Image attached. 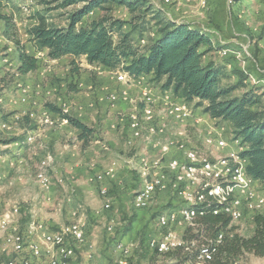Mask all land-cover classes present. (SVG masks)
<instances>
[{
    "label": "rangeland",
    "instance_id": "rangeland-1",
    "mask_svg": "<svg viewBox=\"0 0 264 264\" xmlns=\"http://www.w3.org/2000/svg\"><path fill=\"white\" fill-rule=\"evenodd\" d=\"M63 1L0 0V16L5 17L4 19H0V154L12 149V147H25L24 151L27 153L25 163L20 168L22 171L19 169L20 173L17 176L21 178L22 182L26 180L25 176H27L30 182L26 183V185H31L28 187L27 193L23 195L24 197H20L21 194L18 195L20 191H16L15 193L4 192L5 184L8 186L10 183H14V178L10 179L7 183L3 182V179L0 180V198L6 196L5 200L2 198L4 200L2 205L5 206L2 210L3 213L14 207H18L20 209L19 221L26 220L24 222H27L30 217L25 216L22 206L26 204L25 197H33L36 202L44 198L45 189H42L38 184L36 174L39 170V165L43 161H48L49 158L47 156H52V154L43 151L44 147H48L49 151L51 149L49 146H44L48 144L46 141L45 143L43 142L40 135L35 134L37 131L36 126L38 128L48 127V133H58L54 135L53 139L55 138V144H63L61 148H72L76 145V150H79V147H81L82 152H89L96 145L97 141H107L112 132L120 134L126 125L129 130L132 115L142 116L143 104L144 107L146 105L145 93L152 95V101L154 100L152 103L155 105L159 119L157 125L161 124L164 127V135L155 138L154 144L160 143L164 145L168 138H183L184 140H188L194 147L201 149L203 147V137L209 131H218L230 142L231 147H235V144H231L232 141H230L232 137V140H234L231 126L228 127L220 120H218L220 122H215L214 119H211L204 113L205 105L201 108L197 107V101L192 103L187 102L192 112V118L189 121L186 123L173 122L167 117V112L165 111L166 103L161 100V98H164L163 94H161L162 97L156 98L155 96L158 92H153L154 94H152V92L144 89L150 85L148 82L151 80L140 76L134 77V79L132 78L124 84V82H118L117 80V77L123 71L107 70L99 65H92L89 68L84 57L78 59L65 57L59 60L48 58L47 52L40 50L35 45L28 36L27 31L30 27L36 25L38 14L43 15L49 24L56 27H67L69 15L81 9L83 4L63 8L59 6ZM146 1L149 3H144L140 10L134 13H131L126 6H119L108 1L103 6L109 10L104 12L96 10L90 13L77 28L87 25L92 20L98 19L105 14L126 21L134 20L133 25H139L140 22L150 21L154 15V11H158L160 16L165 20L171 19L178 23L194 22L203 25L204 29L206 28L205 31L216 41L214 47L217 49L211 51V53L208 52L207 58L204 61L214 60L220 64L224 63L226 74L221 82L223 86L232 85L237 81V77H233L234 70L245 71L248 76L250 75L249 80L246 82V90H238L232 96L241 95L243 92L255 87L260 95V106L257 108L264 109V0H224V10L221 8L222 11L218 10L219 13H217L222 18L220 17L216 21L213 19L214 13H212V10L210 11L213 0H208V5L205 8L201 7V0H172L170 4H165L163 0ZM149 8L151 9L150 11ZM84 21L87 22L85 23ZM149 24V32L144 35L146 41L150 37H153L152 35L157 30L156 21ZM128 30L129 28H127ZM141 45H144V43L141 42ZM21 51L37 59V70L25 75L18 72ZM137 79H140L141 85H139ZM132 87L137 92L136 96L130 92ZM22 89H28V93L24 91V94L29 98L27 103H21V98L24 96L20 95ZM110 94L118 96V102L114 106L107 100ZM169 94L175 97L173 93ZM175 98H173V101ZM120 103L128 104V107H119ZM52 107L59 108L72 117L85 122L90 129L95 131L94 138L90 137L86 142L80 141L78 138L79 132L75 134L74 128L60 118V115L55 113ZM43 110L49 112L48 115L43 113L49 119V124L45 119L38 120L37 116H41L40 114H42ZM30 112L35 114L34 118L28 116ZM112 120L114 122L109 123ZM27 122L32 123L33 126L28 125ZM21 123H24V125ZM44 123H47V125H44ZM118 123L121 125H118ZM188 128H191L189 135L186 132ZM143 131L146 134L148 133L147 124H143ZM173 131H176V134ZM179 133L182 134L179 135ZM31 134L35 137V141H33L32 145H29L26 143V140ZM13 139L20 140L19 142L16 141L18 142L16 146L11 145V142H15ZM127 140H125L126 144ZM143 140V143L158 151V153H155L156 155L164 154L160 150L161 148H156L148 143L145 134ZM121 142L123 145V141ZM5 144L9 145L6 146ZM133 145L134 142L132 145H125L127 149L123 147L122 150L125 152V155L129 152L131 153L130 149L134 147ZM42 146L44 147L41 148ZM55 150L57 149L55 148ZM202 150L207 151L205 147ZM211 151L212 149H210ZM228 152L229 150L226 149L216 152V155L222 156ZM115 153L117 154V152ZM138 153L141 152L138 150ZM124 154H120L119 157L116 156L117 158L114 159V161H117V167H120V169H126L130 165L127 161L132 158V156L127 159L126 157L121 158L120 156ZM161 157L163 156L158 155L155 159H147L150 161L158 160L161 161L160 163L166 162L162 161ZM53 163L51 160V167L49 169L51 184V177L53 175L51 176L50 173L52 168L54 169ZM10 165L12 167L15 166L13 163ZM139 169L144 173L145 170L142 167H139ZM143 182L144 177L143 181L141 180L142 184ZM142 184L139 183V186H142ZM134 185L136 187L133 190H137L138 183H134ZM11 187L13 186L11 185ZM257 187L259 193L264 195V186L262 187L258 183ZM172 203L174 205L177 201L171 202L170 205ZM182 206V203L176 205L177 208ZM250 211L247 210L250 216L246 214L242 220L238 221L239 226H232L236 228L235 232L242 237L253 235V217L264 213L255 214ZM31 227H34V225L30 224L27 229ZM177 233L180 236L183 235L181 231L177 230ZM200 233L203 236L215 234L210 232L205 233V231L204 233L200 231ZM187 237H193V235L191 234ZM12 256L13 254H11ZM180 257L182 261L186 262L185 264H195L192 255L183 254ZM161 261H163L162 264L170 263V261L164 262V259H161ZM234 264H264V259L244 255Z\"/></svg>",
    "mask_w": 264,
    "mask_h": 264
},
{
    "label": "trees",
    "instance_id": "trees-1",
    "mask_svg": "<svg viewBox=\"0 0 264 264\" xmlns=\"http://www.w3.org/2000/svg\"><path fill=\"white\" fill-rule=\"evenodd\" d=\"M108 1L126 6L131 13L140 10L144 3H149L145 0H64L60 7L83 4L81 9L69 15L67 27L49 24L43 15L38 14L36 25L30 27L27 34L52 60L67 56L74 59L84 57L89 65L123 71L130 77L151 75L152 82L161 84L162 92H171L185 102L197 101L198 108L205 105L204 113L211 119L231 125L234 140H239L244 147L240 156L248 160V176L264 185V109L257 108L260 106L259 92L254 87L241 95L232 96L238 90H246L250 75L242 70H234L233 76L237 77V81L223 86L221 82L226 74L224 63L204 61V56L215 50L212 36L194 28L191 23L165 20L158 11H154L150 21L140 22L139 25H133L134 20L126 21L105 14L77 28L90 13L109 10L103 6ZM4 18L0 16V19ZM153 21H156L157 30L146 41L144 35L149 32V23ZM205 47L206 50L202 51ZM19 59L20 74L25 75L38 69L35 57L21 51ZM52 109L79 132L80 141L86 142L90 137L94 138L95 131L85 122L59 108ZM215 208L217 204L214 202L204 203L200 207L204 215L197 219L196 227L186 229L184 242H190L191 237L186 235L192 231V241L201 242L224 232L222 244L208 264H234L244 255L263 258L264 213L253 217V235L242 237L235 232V227H230L229 217L213 214ZM200 231L215 234L203 236ZM174 253L192 255L195 262V251L188 252L183 248L168 252Z\"/></svg>",
    "mask_w": 264,
    "mask_h": 264
},
{
    "label": "crops",
    "instance_id": "crops-1",
    "mask_svg": "<svg viewBox=\"0 0 264 264\" xmlns=\"http://www.w3.org/2000/svg\"><path fill=\"white\" fill-rule=\"evenodd\" d=\"M211 5L212 7H210V11L212 10V13H214L213 19L216 21L220 17L222 18V16L217 15V13H219L218 10L222 11L221 8L224 10V0H213ZM84 22L86 23L87 21ZM190 23L196 29L202 31L206 30V28L204 29L203 25L194 22ZM212 42L214 46L216 41L213 39V37ZM214 48L217 50L216 47ZM232 49L234 48L232 47ZM205 50L206 48L202 49V51ZM207 55L208 53L204 56V59L207 58ZM67 57L74 59L72 56ZM91 66L92 65L87 64V67L91 68ZM141 77L151 80L148 83L154 88L155 93L158 92L155 96L156 98L162 97L161 94L164 95L165 93H171L162 92L160 90L161 84L152 82L151 75H145ZM130 92L134 96L137 94L134 87L131 88ZM166 98L169 97L164 96V98H161V100L166 103L167 108L168 100ZM171 99L173 100V98ZM119 107L126 108L128 107V104L120 103ZM40 115L41 116H37L39 121L40 118L47 119V116L43 113ZM28 116L30 118H34L35 114L30 112ZM169 119L172 120L171 118ZM47 120L49 124V119ZM214 121L220 122L218 120ZM112 122H114V120L109 121V123ZM27 123L28 125L33 126L32 123ZM223 123L228 127L231 126L229 123ZM21 124L24 125V123ZM118 125L121 124L118 123ZM159 127L163 129L162 133L153 138H147V134L143 132V137L134 141V147H131L130 149L131 153L129 152L127 155H125V152L122 149L123 147L126 148L125 145L127 146L125 140L131 137V131L128 130L127 125L120 133L121 135L119 133L112 132L107 141L105 139H103L105 141L102 142L97 141L96 145L92 147L89 152H82L81 147H79V150H76V145H74L72 148H61L63 144H55V138L53 139L54 135H57L58 133H48V127L38 128L36 126L35 128L37 131L35 134L40 135V138L43 139V142L45 143L46 141L48 144L44 146H49L52 151H49L48 147H41H44L43 151L46 153L48 152L52 154V156H47V158L52 157L53 159L51 160L54 162V169L52 168L50 173L51 176L53 175L51 177L52 186L49 191L43 194L44 198H42L44 200L42 199L36 202L35 198L33 197H25L26 204L22 205L24 208L23 213L25 216H29L30 218L27 222H24L26 220L21 222L18 219L19 216L16 217L15 219H18V221H14V223L11 225L10 232L13 233L16 229L23 233L30 225L29 223L34 220L44 223L47 229L51 232L59 231L64 225L73 222H81L85 225V241L77 247L76 255L72 261V264H119L121 261V256H119L116 247L119 243L127 244V264H162L163 261H161V259H164V262L170 261L169 264H185L186 262L182 261V258L180 257V255L183 256V254L174 253L159 255L160 253H158L154 247L149 246V241L151 239L154 238L159 241L163 238L165 231L159 226V216L168 212H172V210L179 209L180 207L177 208L176 205H179L181 202L169 193H162L151 197L152 199L149 203L150 207L147 209H136L134 205L135 193L143 187L141 180L143 181L144 173L139 169V167L144 169L146 166L150 167L156 162H161L158 160L150 161L147 159H155V157L158 156L155 153H158V151L153 150L151 146L143 143L144 134L146 135V140L150 145H153L156 148H161L160 150H162L164 154H170V158L175 156L179 157V154L172 153V149L169 150V147H167L169 139H175L180 143H184L188 148H195L188 140H184L183 138H168L164 145L160 143L154 144L155 138L164 135V127H162L161 124H159ZM73 130L75 134H78V131L75 129ZM176 131L173 132L176 134ZM186 132L189 135L191 128H188ZM208 133L216 134V132L213 131H209ZM180 134L182 133H179V135ZM151 139L152 141H150ZM13 140H15V142H11V145L14 146H16V143L20 141L19 139ZM121 141H123V145ZM5 145L8 146L9 144ZM55 148L57 150H55ZM205 149H212L211 156L214 160H218L228 155L232 151V148L230 147H227L223 150H217L214 146L210 148L205 146ZM226 149L229 150L226 155H216V152L224 151ZM24 150L25 147L22 148L17 146L15 148L12 147V149L4 151L0 154V180L3 179V182L5 181L7 183L10 179L14 178V183L9 184L10 187L11 185L13 187L10 188L9 185L7 186V184H5L6 186L4 192L15 193L16 191H20L18 193V195L21 194L20 197H24L23 195L27 193L28 187L31 186L26 185V183L30 182L27 176H25L26 180L23 182L21 181V178L17 176L20 171H22L20 168L24 165L23 163H25L24 161L26 159L27 153ZM138 150L141 153H138ZM237 151L240 152L242 150ZM115 152H117V154ZM120 154H124L120 157H126V159L132 156V158L127 161L130 163V165L127 163L129 166L126 167V169H120V167H117V169L114 170L116 175L113 179L107 178L103 182L97 181L96 176L98 174L110 169L114 163L117 164V161H114V159L117 158L116 156L119 157ZM161 159L162 161H169L164 160L163 157H161ZM11 163L15 164V166L12 167L10 165ZM60 180L64 182L60 183ZM134 183H138L136 188L137 190H133L136 187ZM139 183L142 184V186H139ZM103 186L108 189V197H104L100 193V190ZM263 186L264 185H262V187ZM7 196L9 197V195ZM2 198L5 200L6 196ZM2 198H0V213L3 214L2 210L5 206L2 205V202H4ZM176 201L177 203H174V205L172 203L170 205L171 202ZM107 204H109L108 209H106ZM9 211H7V213ZM246 214L250 216V214L246 211L244 217ZM180 220L181 215H179V221ZM238 223L239 222L231 223L230 227L239 226ZM171 227L177 235V230L181 231L183 235L184 232L186 233L185 230L187 226L185 224L174 223ZM183 235H178V237L182 238ZM190 235L191 234L189 233L186 236ZM35 240H37V238ZM11 254L12 253L10 252L3 254L2 260L6 262L11 257ZM22 256L25 258H32L28 250H24ZM261 259H264V257Z\"/></svg>",
    "mask_w": 264,
    "mask_h": 264
},
{
    "label": "bare ground",
    "instance_id": "bare-ground-1",
    "mask_svg": "<svg viewBox=\"0 0 264 264\" xmlns=\"http://www.w3.org/2000/svg\"><path fill=\"white\" fill-rule=\"evenodd\" d=\"M165 4H170L172 0H163ZM200 5L202 8H205L208 5V0H201ZM134 77H130L127 74V80L130 81ZM118 82H124L122 74L117 77ZM132 82V81H131ZM129 83V82H128ZM27 92V91H25ZM120 98V97H119ZM146 105L144 107L142 116H133L130 119L129 131H131V137L128 138L127 144L132 145L135 140H138L143 137V124L148 125L147 138H153L158 134L163 132V129L160 128L158 124V117L155 110V105L152 103L153 97L149 93H145ZM28 96L24 94L21 98V103L28 102ZM124 99V98H123ZM167 102V116L173 121L178 123H186L189 119L192 118V113L178 110L175 107V100L171 98H166ZM107 100L112 104V100L118 101V96L115 94H110ZM145 101V100H143ZM179 104H189L183 100H177ZM190 107V106H189ZM157 109V107H156ZM160 118V117H159ZM45 119V118H40ZM47 120V119H45ZM48 122V120H47ZM47 123H44V125ZM5 127V126H4ZM156 127V128H155ZM31 136H33L31 134ZM233 138V137H232ZM231 138V140H232ZM225 140H227L225 138ZM35 141V137H32V143ZM240 143V141L238 140ZM26 143L29 144V138H27ZM203 147L208 146L215 147L217 150H223L227 147H222V142L220 136L213 133H208L203 137ZM168 147L171 150L172 148H180V153L184 155V158H188V162L192 167H186V165H179V182L183 187L190 188V191L196 193L197 195H204L205 201L198 202V199H191L187 209V215H181V220L179 224H185L188 227H196V221L199 217L204 215V211L200 207L204 203L214 202L217 204V208L214 209V215H225L231 219V222H238L242 220L245 212L239 211V208L236 207H250V204H255V207H252L250 212L258 214L264 212V195L257 192L252 194H241V191H236L234 187L237 185H244L245 174H240L239 161L242 162V168H246L248 160L242 158L240 153L242 151H237L236 155H232V151L226 156L214 160L212 158V152L207 149V151L198 148H188L184 143H180L175 139L168 140ZM205 160L204 170L201 169V160ZM51 167V162L43 161L40 164L39 170L36 174V180L42 189L48 190L49 184H51L49 177V169ZM156 171V179H164L166 177H178V167L174 165V161H167L166 163L156 162L153 166L144 167V182L143 187L135 193L134 196V205L136 209H145L148 207L150 200L154 195L158 194V191H152V185L149 182V171L155 170V168H160ZM117 169V164L114 163L113 166L105 170L102 173V176H110L111 172ZM250 180L254 181L258 185V181L254 180L252 177L248 176ZM105 178H98L99 182H103ZM201 182V187L199 183ZM101 184V183H100ZM104 192H100L102 196L108 197V189L103 186ZM15 207L11 209L7 214H15V218L20 215V209ZM109 208L107 204L106 209ZM172 215V212L165 213L159 216V226L161 229H172L173 221L169 218ZM14 223V215H7L0 218V264H8V260L4 262L2 260V255L8 252L12 253L13 256L10 257V264H21V258H13L17 254L19 257H23L22 253L24 250H28L31 255H34V248H25L20 245L21 242H25V235L31 243H34L35 247H49V256L52 263L61 264H72L74 258H66L62 260L63 247L68 248H77L79 245L85 241V225L81 222H73L61 227L59 231H55L53 234H45L42 236L40 232L34 227L27 229L24 233L15 229L12 233L10 232V227ZM186 228V229H187ZM79 229V235H76L77 230ZM186 231V230H185ZM172 232H174L172 230ZM175 233V232H174ZM176 234V233H175ZM225 235L223 232L219 233L213 239H206L204 242L193 240L192 245H201L207 246V249L212 251L206 257H203V249H194V248H184L185 251L191 252L195 251V264H208L212 261L214 254L216 253L217 248L222 244ZM37 238V240H35ZM34 239V240H31ZM164 235L161 240H156L153 242L154 249L160 253L165 254L173 251L176 248L173 247H164ZM213 241V242H210ZM185 243L183 237H178V235L170 236V244H182ZM190 243V242H189ZM8 259V258H7ZM37 264V263H30ZM119 264H127L126 261H120Z\"/></svg>",
    "mask_w": 264,
    "mask_h": 264
},
{
    "label": "built area",
    "instance_id": "built-area-1",
    "mask_svg": "<svg viewBox=\"0 0 264 264\" xmlns=\"http://www.w3.org/2000/svg\"><path fill=\"white\" fill-rule=\"evenodd\" d=\"M120 74H122V78L125 84V80H127V73L122 72ZM137 82L139 83V85H141L140 79H137ZM144 89L154 94L153 93L154 89L152 88L151 85H148V87H145ZM24 91H28V89H22L20 95H24ZM163 96H168L169 98H175L169 93H165ZM117 102L118 101L112 100V106L116 105ZM175 107H177L178 110H184V111L192 113L191 108L186 104H179L177 101V98H175ZM42 113L46 115L49 114V112L46 110H43ZM216 134L220 136L222 147L232 148V155H236L237 150H244V147L238 142V140H230L232 141L231 144H235V147H231L230 142L228 140H225V137L221 133L216 131ZM32 137L33 136L28 137L29 145H32ZM172 153H178L179 157L175 156L173 158H170L169 157L170 154H158V155L163 156L164 160L174 161V165L178 167V177H166L164 179H156L157 169L163 168V167H160V168H155V170H150L148 178H149L150 184L152 185V191H158V194L169 193L173 197H176L179 201H181L183 206L177 210H172V215L169 218L174 223H179V215H187V209H188L189 202L191 201V199H198V202H201V201H205V198H204V195H197L196 193L191 192L190 188L183 187V185L180 184L179 175H181V173H179V165H186V167H192V169H193V165H190V163L188 162V158H184V155L180 154V148H172ZM226 158H229V156H226ZM51 159L53 158L49 157V162H51ZM200 160H201L200 170H204L205 160L204 159H200ZM239 167H240V174H245V182H244V185H237L236 187H234L235 190L241 191V194H252V193L259 192L257 189L258 188L257 184H255L254 181L250 180V178L248 177L247 168H242V162L240 161H239ZM115 175H116V172H111L110 170V176H102V173H101L96 176V180L98 181V178L113 179ZM62 182L64 181L60 180V183ZM198 183H199V186L201 187V182H198ZM51 186L52 184H49V189L45 190V192L49 191ZM100 192H104V188H101ZM149 207L150 205L147 208ZM236 207L239 208V211L242 214V212H246L247 210H250L252 207H255V204H250V207H240V206H237L236 204ZM16 209H19V208H16ZM7 215H14V221H18V219H15V214H7V211L1 214L0 218L3 216H7ZM29 224H33L34 228H36L38 232L42 234V236H45V234L54 235L55 233V232L49 231L44 223L37 222L34 220L30 222ZM164 231H165L164 239H163L164 247H173V248L180 249V250H183V248L203 249V257H206V255H209L212 252L207 249V246L192 245V237H191L190 243L170 244V236L177 235V234L172 232V229H164ZM191 234L194 235V231H192ZM76 235H79V229L77 230ZM153 242H156V239L153 238L149 241L150 247H153ZM210 242H213V241H210ZM20 245L24 246L25 248H34V255H31L32 258L19 257V254L13 257V258H21V264H30V263L61 264V262L60 263L51 262V258L49 256L50 246L35 247L34 243H31V241L28 238H26V235H25V242H21ZM116 247H117L119 256H121V261L123 262L126 261V255L128 253L127 244L119 243L117 244ZM76 249L77 248L63 247L62 260L66 258H74L76 255ZM8 264H10V259L8 260Z\"/></svg>",
    "mask_w": 264,
    "mask_h": 264
}]
</instances>
